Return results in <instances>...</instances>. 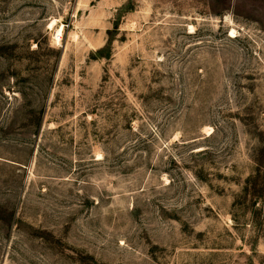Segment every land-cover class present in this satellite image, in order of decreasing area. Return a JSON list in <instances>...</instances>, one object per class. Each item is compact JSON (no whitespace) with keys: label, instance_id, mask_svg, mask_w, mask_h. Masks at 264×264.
Here are the masks:
<instances>
[{"label":"rangeland","instance_id":"1","mask_svg":"<svg viewBox=\"0 0 264 264\" xmlns=\"http://www.w3.org/2000/svg\"><path fill=\"white\" fill-rule=\"evenodd\" d=\"M0 264H264V0H0Z\"/></svg>","mask_w":264,"mask_h":264},{"label":"bare ground","instance_id":"2","mask_svg":"<svg viewBox=\"0 0 264 264\" xmlns=\"http://www.w3.org/2000/svg\"><path fill=\"white\" fill-rule=\"evenodd\" d=\"M56 22H53V24L51 25V28H54L55 26H56ZM64 29H62V27L61 28H59L58 30H57V39H58V41H61V38H62V35H60V34H62L64 31H63ZM232 36H234V35H232Z\"/></svg>","mask_w":264,"mask_h":264}]
</instances>
